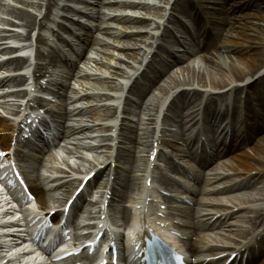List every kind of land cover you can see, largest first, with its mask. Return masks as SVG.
<instances>
[{"label": "bare ground", "instance_id": "bare-ground-1", "mask_svg": "<svg viewBox=\"0 0 264 264\" xmlns=\"http://www.w3.org/2000/svg\"><path fill=\"white\" fill-rule=\"evenodd\" d=\"M20 4H23L22 0H17ZM42 1V0H39ZM45 1V0H43ZM57 0H47L46 2V11L43 15V19L45 20L46 18H49L51 15V11L53 10V3H55ZM207 2L213 3V4H218L216 5L217 8H213L214 10V15L218 16L216 21L219 24H223L225 27L221 31L218 30L219 32L216 34L217 38L221 37L222 41V49L223 51L218 53L217 56H209L206 58H203L201 61V66L196 67V66H188L186 69L182 68V78H180L178 75H175L173 77H170L168 80V85L166 86L167 89L159 91L163 97L171 95L172 91H177L179 88H184V87H202L203 89H199L200 91L208 94H216V93H222L224 96H231L236 98V95L239 92H249L252 88L257 86L261 82V77L258 79H255L258 75L261 74V69L264 67V61H261L262 59V54L264 53V32H257L253 30L252 28H249L246 25H242L240 22L234 23L231 25H228V20L225 18L226 14H229L230 12L234 11L237 9L239 4L246 2L245 0H235V1H230L229 3H226V1L222 2V0H206ZM254 2V3H253ZM164 3V8L162 11L158 12L160 15L158 17L157 22H152L148 25L152 27V31H159L161 30L160 37L157 39L156 43H154L156 37L153 35L151 37L150 43L149 41H145L147 39L141 38L140 43H144L143 45L148 44L149 46L146 47V49H143L142 46L138 45V43H131V41H126V44L122 46V51L123 50H138L139 54L134 55L132 54L131 57L133 58L134 63L139 66L138 68L134 67L131 65L130 68L128 67H119V71H115L114 75H111V78L114 80L113 83L110 85H104L105 87H95L90 84L89 85V92L86 95L87 98H90L92 94H96V103L101 104L106 101H111V100H116L115 97L111 96L110 92L116 93V92H123L124 85L121 83L122 80L124 79H134L136 76V79H140V76H149L150 74H158L156 71L157 68H159L161 71L163 68L162 65L164 63L168 62V59H171L170 57L166 56V53L163 52L168 46L165 47V43L172 38V32L171 29L169 28L171 25L175 23V19L172 16L171 12H178L180 11L184 17L190 16V13L192 11L194 12L192 6H189V11L188 8L186 7V4L182 0H175L172 2V0H166L163 2ZM118 4L123 7V8H128L127 10H124L125 13L127 11L134 12L136 9L144 6L142 2L137 3H131L127 2L126 0H120L118 1ZM162 4V3H161ZM160 4V5H161ZM130 5V6H129ZM247 5H254L256 8L258 7L261 10H264V0H248ZM209 5L206 7H203V10H209ZM214 7V6H213ZM169 12V13H167ZM9 14L14 17L21 25L14 24L11 27L13 28H26V29H31L34 27V25L38 24L39 27L44 26L43 21L37 22L38 17L31 15L30 13H27L22 10H17V9H11L9 10ZM41 14V13H40ZM157 14V15H158ZM169 14V15H168ZM223 14L224 18H219V16ZM264 15V12L263 14ZM196 17V14L193 15ZM109 19L112 21H117L121 25H126L129 22V18L126 16H104L101 19V24L99 25V30H104V35H109V36H114L117 39H122V38H130L131 35L127 31H129V28L127 27H122V31L120 32L118 30H113L112 27L106 26V28H102V25L104 23V20ZM189 18V17H188ZM238 17L236 18V20ZM235 20V21H236ZM262 20V18H261ZM264 20V17H263ZM195 21L199 22L198 19H195ZM37 22V23H36ZM145 21L143 20H138L135 21V24H144ZM230 26V27H229ZM143 28L137 29L138 31ZM227 29V30H226ZM214 30V29H213ZM141 31V30H140ZM220 33V34H219ZM209 32H207V35ZM153 42V43H151ZM106 47H110L109 42L105 43ZM119 48V47H116ZM155 49V51H154ZM17 51L20 49H16ZM23 50V48L21 49ZM154 51V52H153ZM104 52H109L108 50H105ZM163 52L164 56H166L168 59H162L161 56L159 57V53ZM14 53V52H13ZM143 54V55H142ZM152 54V55H151ZM142 55V57H140ZM113 56V55H112ZM186 56V55H185ZM148 60V65L147 67L144 66V69L142 72H140V69L143 66V62ZM186 58H189L186 56ZM162 59V60H161ZM98 61V60H97ZM100 61V62H99ZM97 63H95V67H92V72L88 75V77H92L94 80H101L102 78H105V75L102 72V68L107 65L104 62H102V59L99 60ZM175 63V62H174ZM101 65L100 68L98 69L97 66ZM166 69L163 70V72ZM160 72V71H159ZM144 73V75H143ZM87 75V74H86ZM160 75V74H158ZM148 83L150 85L151 82ZM153 84V83H151ZM200 91L194 89L192 91H185L183 90L182 92H179L175 95L173 100H178V101H185V100H192L195 99ZM224 92V93H223ZM90 93V94H89ZM129 94L134 95V89L128 91ZM171 93V94H170ZM124 92L122 93V95ZM138 101H140V105H144V99L146 96L142 97L140 96L139 93H136ZM140 97V98H139ZM214 98H211V100ZM214 101V100H212ZM132 103L130 99L126 98L125 99V104L123 108V112L125 113H135V110L137 111L136 107L131 106ZM256 111L254 110L253 113V121L257 123L256 127H258L261 124V128H264V118L259 117V119H256L257 115L255 114ZM115 116V113H114ZM115 118V117H114ZM91 123L92 126L96 127L99 126L96 124L98 122V117L95 116V118L91 119V121H88ZM91 126V127H92ZM83 128L85 127H90V125H83ZM135 132L133 128H128V126L125 124V121L122 120V124L120 126V135H119V142L120 144L125 143L126 141H129L128 139L133 136L132 133ZM99 133H105L104 131L101 130V132H95V134ZM259 133V129H258ZM264 136V135H263ZM133 138H131L130 141ZM108 140L104 139L98 146H93L94 149H97V152H101V154L104 156V159H101V161H94L96 164H88L84 165L82 164L81 166H78L77 169L74 170L75 173L77 174H84L85 176L91 172L96 171L99 167H102L106 162L110 159V157H106V151L108 150V147L106 142ZM83 147H86L87 145H82ZM88 147H92V145H88ZM79 155H82V153H78ZM106 157V158H105ZM238 161V166L240 170L237 172L239 174L240 172H246V173H256L257 175H263L262 178H264V137L259 138V142L252 146L251 152L250 153H243L242 156L237 160ZM230 162V161H229ZM82 163H85V158L82 159ZM226 163H221L216 168L213 169V171L217 172L221 169L222 166H224ZM221 166V167H219ZM264 198V194L262 196ZM67 201V199H66ZM65 201V202H66ZM229 202V201H228ZM238 202V201H236ZM239 207L241 205H251L248 199H242L239 201ZM254 204V203H252ZM236 206H234L235 208ZM238 209V207H237ZM226 211V210H225ZM264 213V209L260 210H250V212H245L240 219L245 223H252V227L256 226L257 223L261 224V215ZM234 216L237 215V213L233 214ZM242 223V222H241ZM254 228V227H253ZM242 244V242H241ZM239 244H234V246L238 247L241 245ZM230 250V249H229ZM264 264V263H263Z\"/></svg>", "mask_w": 264, "mask_h": 264}, {"label": "rangeland", "instance_id": "rangeland-1", "mask_svg": "<svg viewBox=\"0 0 264 264\" xmlns=\"http://www.w3.org/2000/svg\"><path fill=\"white\" fill-rule=\"evenodd\" d=\"M126 1L137 2V3L142 2V3H144L143 4L144 6L136 9L134 12L128 13L129 15H127V16H134V18H132L133 20L129 19V22L126 25H121L117 22H110L109 23L113 30H118L120 32H124V31H122V27L129 28V31H127V32L130 33L131 37L130 38H122V39H117L114 36H109V35H105V36L101 37L105 40V42H109L110 47L108 48L104 45L98 46L97 49L100 52L96 53V55H94V56L98 60L102 59V62H104L105 64L107 63V65L109 64V66H107V67L105 66L104 68H102V72L105 75V78H102L101 80H97L96 82H93L91 84L97 88H98V86L99 87H105L104 85H110L111 83H113L114 80L111 78V75L113 76L115 71L116 72L119 71V69H118L119 67L130 68L131 65L134 67H137V65L134 63L131 55L132 54L137 55V54H139V51L138 50H123L122 51L121 48L124 44H126V41L127 42L131 41V43H138V45L142 46L143 49H146V47L149 46L147 44L145 47V45H143L144 43L141 44L140 39L145 38V39H147L145 41H149V40H151V37L156 34L157 30L152 31V27L151 26L148 27V25L150 23L152 24V22L154 23V22L158 21V17L160 16L158 14V12L163 10V8L165 7L163 2L166 0H126ZM245 1H247V0H245ZM9 2L14 5L11 8L27 11L30 14H37L36 13L37 9L32 7L33 6L32 3L36 4V2H38V0H23V5L16 2L15 0H10ZM9 9L10 8H4L2 10L4 12V14L6 15L5 17L7 18L5 21L13 20L7 14ZM38 9H39V7H38ZM115 10H116V13H118V14L121 13V11H118L120 9H115ZM263 12H264V10H261V8L259 9L258 7L256 8L254 5H247L246 2H243L234 11V13H232L231 15L226 14V17H230V19H231L230 24H234V23L236 24V23L240 22L242 25H246L249 28H252L253 30H255L257 32L262 33V32H264V20H263L264 15H262ZM215 17H218V16H215ZM237 17H238V19L236 20ZM219 18L223 19L224 15L221 14L219 16ZM261 18H262V20H261ZM138 20H143L145 22H144V24H135V21H138ZM221 25H223V24H221ZM7 27H9V26H7ZM221 27L222 26L218 25V28H221ZM223 27H224V25H223ZM139 28H143V29H140L141 31L140 30L138 31L137 29H139ZM227 29H228V27H227ZM26 34H27V32L25 33V35ZM149 43H150V41H149ZM151 43H153V42H151ZM116 47H119V48H116ZM105 50H108L109 52H104ZM142 55L140 57H142ZM179 57L180 58L184 57V55L182 56L179 54ZM261 59H262L261 61H264V53L262 54ZM197 62H198L197 59L191 58V60H190V59L184 57L182 65H178V66L175 65V66H172L170 68H167V70L163 74V75H165V77H159L158 78L159 80H158L157 84L152 88V90H150L149 93H147V96L144 99V105L141 108H139V111H137V113H140V115L142 113H144V110H146V106H148L150 104L158 107L162 103V95L160 94L159 91L167 89L166 86L169 83L168 77L169 76L173 77L175 75H178L180 78H182V73H181L182 68L186 69L188 66L200 67L201 65L198 64ZM89 66H94V65L91 64ZM100 66L101 65L99 64V66H97V68L99 69ZM194 89L200 91L199 89H203V88L194 86V87H189V88H187V87L179 88L178 90H180V92H182L183 90L192 91ZM94 98H96V97H94ZM86 106L97 107L98 103H96L95 101H90V103ZM105 114H106L105 111L90 113V115L87 116L88 119H86V118L85 119L88 121H91V119L95 118L96 115H105ZM97 124H99V123H97ZM138 126L140 127V129L143 128L142 125H138V122H137V125H131V127H135V128ZM144 128H145V126H144ZM150 130H152V129H150ZM90 144H94V143L90 142ZM94 145H96V144H94ZM77 157H79L80 160L82 159V157H84L87 160L84 163L85 165H87L88 163L89 164L95 163L94 162L95 160H101L104 158L99 152H88V153L83 152V155H78ZM80 160H79V163L81 164ZM262 193H264V181H261L260 185H258L256 188L249 191L248 193L246 192V193L237 195L231 201H232V203H236V201H241L242 199H249L250 203H259V197H261Z\"/></svg>", "mask_w": 264, "mask_h": 264}, {"label": "snow or ice", "instance_id": "snow-or-ice-1", "mask_svg": "<svg viewBox=\"0 0 264 264\" xmlns=\"http://www.w3.org/2000/svg\"><path fill=\"white\" fill-rule=\"evenodd\" d=\"M0 155H3L2 153H0Z\"/></svg>", "mask_w": 264, "mask_h": 264}]
</instances>
